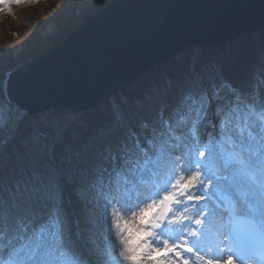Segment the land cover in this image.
Segmentation results:
<instances>
[{
	"label": "snow or ice",
	"instance_id": "snow-or-ice-1",
	"mask_svg": "<svg viewBox=\"0 0 264 264\" xmlns=\"http://www.w3.org/2000/svg\"><path fill=\"white\" fill-rule=\"evenodd\" d=\"M241 63L149 84L146 111L118 106L71 137L70 122H29L10 71L0 264H264V53Z\"/></svg>",
	"mask_w": 264,
	"mask_h": 264
},
{
	"label": "water",
	"instance_id": "water-1",
	"mask_svg": "<svg viewBox=\"0 0 264 264\" xmlns=\"http://www.w3.org/2000/svg\"><path fill=\"white\" fill-rule=\"evenodd\" d=\"M264 0H110L62 41L0 71L28 117L90 112L189 48L259 34Z\"/></svg>",
	"mask_w": 264,
	"mask_h": 264
},
{
	"label": "trees",
	"instance_id": "trees-1",
	"mask_svg": "<svg viewBox=\"0 0 264 264\" xmlns=\"http://www.w3.org/2000/svg\"><path fill=\"white\" fill-rule=\"evenodd\" d=\"M88 1L87 6L79 14H68L69 11H65L64 13L66 14L61 16V11L56 13L54 12V9H51L50 11L47 9V11L41 9L39 17L41 16L40 20H42V25L40 23L39 26L27 31L24 37L19 40V43L17 44L18 49L22 48L20 52V62L26 63L35 55L40 54L43 50L49 48L57 42L62 41L86 18L110 0ZM64 10L66 9H63L62 11ZM43 29H50V32L44 37L43 33H46V30ZM41 30H43V32ZM260 35L264 51V28L262 29ZM224 54V47L209 49L189 48L179 58H175L170 62L159 66L156 70L151 71L148 75L138 79L118 93L116 97L120 99L118 104L121 107V110H133L135 112L143 111L145 106L148 105L142 102L139 97L143 95L145 86L154 84L157 81L168 80L169 78L174 80L182 74H187L188 72H199L205 68L214 67L217 63L221 62ZM116 108L117 107L112 105L110 101H107L96 110L83 115L69 110H62L36 117H28V120L33 125H35V122L37 121H39L40 124L50 121L70 122L71 127L69 129V136L71 137L81 133H88L92 128L98 126L103 121L111 119Z\"/></svg>",
	"mask_w": 264,
	"mask_h": 264
},
{
	"label": "rangeland",
	"instance_id": "rangeland-1",
	"mask_svg": "<svg viewBox=\"0 0 264 264\" xmlns=\"http://www.w3.org/2000/svg\"><path fill=\"white\" fill-rule=\"evenodd\" d=\"M88 2V0H38V2L35 3L25 2L20 5L13 4L11 9L12 14H7L5 11H0V71L17 68L19 65L23 64L22 62H20V52L22 48L18 49L17 44L19 43V40L24 37L27 31H29L30 29H34L36 26H39L40 23L42 25V20H40L41 16L39 17V12L41 11V9H43L44 11L46 9L49 11L51 9H54V12L56 13H59V11H61V16H64V14H66L64 13L65 11H69L68 14H79L87 6ZM63 9L66 10L62 11ZM43 30H46V33H43V37L50 32V29ZM43 30L41 31L43 32ZM233 46L234 43H230L229 45H226L224 47L225 55L222 57L221 63H223L224 58L228 55V49L233 48ZM259 49L260 55L264 53L262 51L261 43ZM119 100L120 99H118V97H115L110 100V103L115 107H118ZM147 108L148 106H145V109L140 112L146 111ZM156 110V107L153 105L152 111L155 112ZM131 112L133 111H128L125 113ZM65 117L67 118L66 115ZM39 124V121L35 122V125ZM96 215L99 217L100 212H97ZM102 229L103 221L98 219L96 223L97 234H102Z\"/></svg>",
	"mask_w": 264,
	"mask_h": 264
},
{
	"label": "bare ground",
	"instance_id": "bare-ground-1",
	"mask_svg": "<svg viewBox=\"0 0 264 264\" xmlns=\"http://www.w3.org/2000/svg\"><path fill=\"white\" fill-rule=\"evenodd\" d=\"M260 38L259 34H253L248 38H241L234 43L233 48L228 49V55L224 58L223 63L236 62L238 54L243 53V63L237 71L242 75L248 71L260 57Z\"/></svg>",
	"mask_w": 264,
	"mask_h": 264
}]
</instances>
